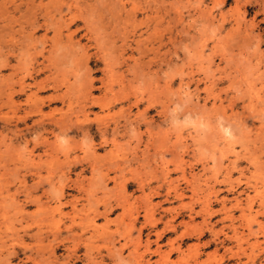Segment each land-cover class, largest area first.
Here are the masks:
<instances>
[{
  "label": "rangeland",
  "instance_id": "374dc122",
  "mask_svg": "<svg viewBox=\"0 0 264 264\" xmlns=\"http://www.w3.org/2000/svg\"><path fill=\"white\" fill-rule=\"evenodd\" d=\"M263 37L264 0H0V264H264Z\"/></svg>",
  "mask_w": 264,
  "mask_h": 264
},
{
  "label": "crops",
  "instance_id": "0c3cea01",
  "mask_svg": "<svg viewBox=\"0 0 264 264\" xmlns=\"http://www.w3.org/2000/svg\"><path fill=\"white\" fill-rule=\"evenodd\" d=\"M257 32H259L261 34L260 36H262V33H263L262 30L260 31V29H257ZM259 48L264 49V37H263V39H262V41L260 43Z\"/></svg>",
  "mask_w": 264,
  "mask_h": 264
},
{
  "label": "bare ground",
  "instance_id": "6f19581e",
  "mask_svg": "<svg viewBox=\"0 0 264 264\" xmlns=\"http://www.w3.org/2000/svg\"><path fill=\"white\" fill-rule=\"evenodd\" d=\"M35 95V94H34ZM238 202H240V201H238ZM238 204V203H237ZM58 209V208H57Z\"/></svg>",
  "mask_w": 264,
  "mask_h": 264
}]
</instances>
